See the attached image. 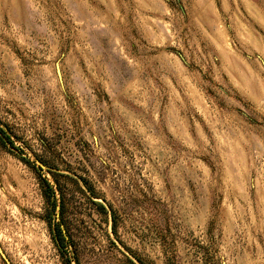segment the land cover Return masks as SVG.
Masks as SVG:
<instances>
[{"label":"rangeland","instance_id":"rangeland-1","mask_svg":"<svg viewBox=\"0 0 264 264\" xmlns=\"http://www.w3.org/2000/svg\"><path fill=\"white\" fill-rule=\"evenodd\" d=\"M134 263L264 264V0H0V264Z\"/></svg>","mask_w":264,"mask_h":264},{"label":"trees","instance_id":"trees-1","mask_svg":"<svg viewBox=\"0 0 264 264\" xmlns=\"http://www.w3.org/2000/svg\"><path fill=\"white\" fill-rule=\"evenodd\" d=\"M46 184H47L48 187H50V189L53 190L54 193H55V191H56V189H57L56 185H51V183H50L48 180H46ZM53 191H52V193H53ZM54 193H53V194H54ZM97 205H99L100 208L105 209V207H104L102 204H97ZM58 231H59V239H60V237H62V232H63L62 229H61V227L58 228ZM63 245H64V244H63ZM134 264H136V263H134Z\"/></svg>","mask_w":264,"mask_h":264},{"label":"water","instance_id":"water-1","mask_svg":"<svg viewBox=\"0 0 264 264\" xmlns=\"http://www.w3.org/2000/svg\"><path fill=\"white\" fill-rule=\"evenodd\" d=\"M59 74H60V70H59Z\"/></svg>","mask_w":264,"mask_h":264}]
</instances>
